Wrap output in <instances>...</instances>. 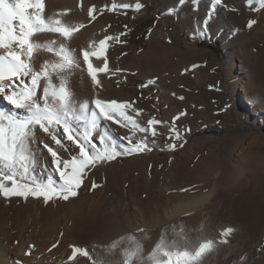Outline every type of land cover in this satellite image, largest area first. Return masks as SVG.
<instances>
[{"label": "rangeland", "instance_id": "374dc122", "mask_svg": "<svg viewBox=\"0 0 264 264\" xmlns=\"http://www.w3.org/2000/svg\"><path fill=\"white\" fill-rule=\"evenodd\" d=\"M90 2L95 8L93 22L104 16L102 24L105 25L95 29L89 50L96 47L99 39L112 37L107 42V86L101 87L98 81L92 80L93 95L78 99L73 97L74 110L79 114L76 107L80 101L91 104L99 98H114L117 103L128 105L124 111L136 124L150 130L134 129L118 114L116 120L120 123L100 117L98 131L106 134L117 145V150L124 154L86 169L76 197H69L68 200L53 197L46 204L43 197H5L0 194V206L11 215L19 214L22 222L34 219L39 225L45 222V212L52 210V219L61 227L60 233L66 238L67 231L75 227H112L120 231L116 238L125 237L123 245L118 248L129 247L135 239L144 252L143 237H154L146 231L161 224L158 227L129 228L134 220L132 216L131 223L120 230L121 225L127 223L125 216L134 214L135 206L150 218L156 210L161 212L165 206L214 189L209 200L202 205L204 211L189 212L193 216L189 220L184 219L181 225L162 224L169 225L168 237L176 236L183 229L190 240L198 233L199 227L193 226L207 215V209L230 210L233 203L247 193L264 190L262 182H258V175H264V9H260L257 0H253L251 5L248 0H220L219 4L216 0H184L183 4L179 0ZM137 3L143 5L139 10L135 8ZM113 4L117 5L115 9ZM121 4L132 7L121 8ZM141 20L150 27L142 45L133 46L121 40L130 35L133 23ZM250 20L256 21L251 28L247 27ZM151 48L157 49V55L160 51L165 55L148 62L143 60L142 55ZM122 50L134 58L133 64L121 57ZM137 58L141 60L137 62ZM74 75L83 80L75 70L69 77L68 86ZM56 80L59 81L55 78V83ZM83 84L81 87L84 89ZM8 113L20 117L24 114L23 110ZM153 119L161 123L149 126L147 122ZM151 129H155V136L151 134ZM39 130H36V139ZM58 136L65 148L56 145L54 150L61 159L70 160L78 154L75 145L60 134ZM94 139L98 141V137L94 136ZM141 141L147 144L143 151H126ZM37 148L43 152L38 163L34 168L30 167L26 176L18 178L30 183L50 182L59 187L63 181L53 157L43 145L39 144ZM32 151L35 153V150ZM93 183L97 187L92 188ZM31 200L35 201L32 206ZM111 206H116V209L112 210ZM40 210L44 212L40 213ZM229 227L234 231L223 237L221 233ZM38 231L35 233L37 236ZM242 231L237 223L221 225L210 236L191 241L196 243L211 239L215 242V250L206 255L203 264H247L249 256L262 262L264 230L252 242L244 239L246 234L239 236ZM52 234L40 232L39 239L32 242V247L31 244L27 247L28 251L35 250L31 256L42 255L43 264L49 263L51 257L47 258V255L53 252V245H61L64 250L60 256L64 258L59 264H92L81 255L69 260L76 246L88 250L93 248L101 255L100 259H107L109 257L103 252V247L109 245L107 253L110 255L111 241L115 238L104 239L100 234L92 239L80 240L84 243L79 244L71 241L74 240L71 234V238L66 240L68 242L61 244L57 236L54 240ZM50 237L52 242L44 240ZM224 239L227 243L221 242ZM155 244L151 245V251ZM144 255H148V250ZM91 256L97 258L96 255Z\"/></svg>", "mask_w": 264, "mask_h": 264}, {"label": "snow or ice", "instance_id": "6c2138e0", "mask_svg": "<svg viewBox=\"0 0 264 264\" xmlns=\"http://www.w3.org/2000/svg\"><path fill=\"white\" fill-rule=\"evenodd\" d=\"M179 2L183 4L184 0ZM257 2L260 9H264V0ZM216 3L219 4L220 0H216ZM252 3L253 0H248V4ZM116 7L117 5H112L113 9ZM119 7L132 6L121 4ZM141 7L143 5L139 3L135 5L136 10ZM94 11L93 6L88 12L92 19H95ZM43 13V0H0V98L6 100L14 109L23 110L24 113L20 117L14 113L0 111V194L5 197L13 195L25 198L29 195L43 197L47 204L53 197L64 200L76 197L77 190L83 184L86 169L124 154L117 150V145L112 143L106 134L98 131L100 117L120 123L121 121L116 120L118 114L123 120L130 122L134 129L143 132L150 129L141 128L136 124L124 111L128 105L116 101L105 103L99 99L95 100V106L99 111H93L90 117L87 115L86 103L81 104L79 114L76 113L68 83L69 77L73 70L79 67V63L64 41L69 40L78 29L64 25L59 19L45 18ZM255 23V20H250L247 27L251 28ZM79 27L82 28L84 25ZM40 33H59L64 39L58 46L55 40L42 43L34 38ZM110 39L112 37H105L99 41L100 53L93 54L97 56L102 54L106 41ZM41 52L53 53L56 59H45L37 66ZM89 55L88 51L83 52L85 62H88ZM106 69V61L103 69H96L92 63H87L88 73L94 82L96 72ZM54 78L59 80V84L54 83ZM38 91L42 94L38 95ZM147 123L151 126L161 122L153 119ZM37 128L60 148L64 149L65 145L58 134L71 141L78 150V154L70 160H63L53 147L43 145L53 157V163L63 181L59 187L50 182L30 183L18 178L26 176L30 167L34 168L37 163V157L30 147L31 142L36 139ZM151 134L153 136L157 134L155 129H151ZM94 136L98 137V141ZM131 144L132 141L129 139V145ZM146 147L147 144L141 141L126 151L140 152ZM95 187L97 185L93 183L92 188ZM233 231L234 229L229 227L224 229L221 235L228 237ZM176 236L178 238L169 241L166 235H161L146 257L142 245L133 239L129 247L122 249L119 264H203L206 255L215 250V242L211 239L193 243L183 229L176 233ZM221 242L227 243V240ZM112 247L117 248L119 245L114 243ZM77 255L87 257L92 264H111L107 259H93L87 250L76 247H73L69 260H75Z\"/></svg>", "mask_w": 264, "mask_h": 264}, {"label": "bare ground", "instance_id": "6f19581e", "mask_svg": "<svg viewBox=\"0 0 264 264\" xmlns=\"http://www.w3.org/2000/svg\"><path fill=\"white\" fill-rule=\"evenodd\" d=\"M100 2L104 4L105 0H100ZM43 4H44L43 15L45 16V18H51L53 20L59 19L64 25L78 29L77 31L73 32L69 40L64 41L67 44L68 48L73 52V55L77 58V61L79 63V67L75 68L73 71L76 70L79 74L82 75L83 78V80L81 81L79 76L74 75V78L72 77L70 79L71 84L68 87L72 92V99L73 97L78 99V98H83L86 95L87 96L93 95V90H92L93 88L91 87L92 78L88 73L87 63L88 62L92 63L93 67L96 69L104 68V62L105 61L107 62V58H108V51H107L108 40L106 41L103 53L100 54L99 56L93 53H100L99 41L104 40L105 37L103 39H99V41L96 39L98 42L94 49L89 50V47L91 44V39L94 36L95 29H97V27L101 25H105L102 24L104 21L103 18L104 16H102V18L99 19L98 22L97 21L95 23L93 22V19L88 15L89 10L92 9V2H90V0H43ZM91 20L93 23L91 22ZM80 25H84V27L81 28L79 27ZM34 38L42 43L47 42L49 40H55L57 41V46L64 39L63 37L60 36L59 33H40L37 34V36ZM84 51H88L90 53L88 62L84 61L83 58ZM156 55H157V49L154 50L151 48L142 55V58L143 60L148 62L149 60H153L155 58L160 59L165 54L163 51H160L158 55L157 56ZM121 57L123 59L126 58V60H129L131 64H133L135 61L133 57H130L128 53L126 51L123 52V50L121 51ZM45 59L53 60L56 59V57L53 55V53L41 52L37 60V66L43 63ZM139 60L141 59L140 58L136 59L137 62ZM143 66L144 65H142L141 67ZM147 68H151V67H147ZM106 75H107V69L96 72V81H98L101 84V87L103 86L105 88L107 86ZM56 82H57L56 84H59V81L56 80ZM54 83H55V78H54ZM81 84H83L84 89L81 87ZM40 94H42V92H38V95ZM245 99L247 100L246 95H245ZM101 101L108 103L114 101V98L113 100H108V99L105 100L104 98V100ZM81 104H85V102L80 101L76 109L79 110V106ZM87 105H88L87 115L89 117L91 116V113L93 111L95 112L99 111L96 108L95 103H91ZM0 111L17 112L20 110L14 109L6 100L0 98ZM37 136H38L37 138L38 140L37 139L33 140L31 142V147L33 150H35L37 163H38V160L40 159L39 158L40 154H43V152L37 150L38 145L48 144L53 148L56 145L51 140V138L48 135H46L42 130H39L37 132ZM68 142L72 144L71 141ZM258 182H260V184L262 182V186L264 189V185H263L264 175L262 176L258 175ZM213 192L214 189H211V191L210 192L208 191V193H204V194L201 193L187 200L183 199V201L172 203L171 205L165 206L161 212H159L158 210L154 211L153 214L150 216V218H147L144 212L135 206L133 209L134 214L132 213L128 214L127 218L125 216V221L127 223H125L124 226L121 224H117V226L121 225L120 230H123L126 224L131 223L132 216H134V220L129 225V228L131 227L137 228L140 226L158 227L161 224L158 228L154 229L153 227V230L148 229L146 231L147 234L153 235L154 237H152L151 239H146L145 237H143L144 248H145L144 253L147 250L148 253H150L151 251L150 247H152L151 245L158 242L161 235H166L169 241L177 238L176 236L173 235L171 237H168L170 230L167 227L169 225L163 226L162 224L168 222L169 224L181 225V223H184L183 221L184 219L189 220L193 216V214L189 212L196 211L198 213H201L202 211H204L202 205H204L209 200ZM3 200L5 201L6 198H3ZM32 203H35V201L34 200L30 201L31 206ZM111 209L115 210L116 206H111ZM39 212L42 213L44 211L40 210ZM52 212H53L52 210L46 211L44 214L45 220L43 219L45 222L43 223V225H39L34 219H31L30 221L28 220L25 221V218L20 216V218H22V220L25 221L22 222L18 218L19 214L15 213L11 215L9 212L8 213L6 212L5 207L0 206V264H17V262H19V264H43V257H41L42 255L39 257L31 256V253L34 252L35 250L32 252L31 250L30 251L27 250L28 245L31 244L30 246L32 247L33 244L32 242L39 239L37 237L40 235V232L53 233L52 237L54 236V240L55 241L57 240L56 239L57 236L58 242H60L61 244L68 242L66 240L71 238V234L74 237V240L72 239L71 241L78 242L79 244L84 243L83 241L80 240H86L87 238L92 239L93 237H97L100 234L104 239L105 238L113 239L115 236H118L120 234L119 233L120 231L112 227L106 228L105 226L102 225H97V226L84 225L82 227H75L67 231L68 235L66 238L64 237V235H61L60 233L61 227L57 224V222L54 219H52L53 218V215L51 214ZM73 212L76 211L73 210ZM206 213L207 215L202 218L201 222L193 226L199 228L196 237L190 238V241L192 239L197 240V239H202L203 237L206 236H210L221 225L231 226L233 223H237L238 228L240 230H243L239 236L246 234V237L244 239L246 241L252 242L255 239V236L260 235V233H262L264 230V190H261L259 193H250V194L247 193L245 196H243V198L240 201L234 202L233 208L230 210H224L222 208L207 209ZM66 226L67 225L65 224V229ZM36 230H39L38 236L35 234ZM135 235H137L138 237L140 236L139 234H135ZM43 236L44 235L40 237L42 238ZM47 236L48 234L45 235V238H47ZM52 237L44 240L45 241L49 240L50 242H52L53 240ZM115 238L113 241H111L112 244L115 243L119 245V247L122 246L124 242L123 239L125 237L119 236L116 239ZM156 238L157 240L155 241ZM106 245L107 244H105L104 247ZM108 246L109 245H107V247L105 248L103 247V252L107 257H109L107 258V260H109L111 264H119L122 250L118 247L117 248L112 247L109 255V253H107V251L110 249L108 248ZM76 248L79 247L76 246ZM84 249L87 250L89 253L93 254L94 256L96 255L95 257L97 258L101 257V255L98 254L93 248H90L89 250L86 248ZM52 251L53 252H51L50 255H47V258L51 257L50 260L48 261L49 262L48 264H59L60 260L64 258V257H60L64 253V250H62L61 245H59L58 247H55ZM13 254H15V256H13ZM261 263L264 264V258L262 259V262L255 261L254 258L251 256L247 258V264H261Z\"/></svg>", "mask_w": 264, "mask_h": 264}, {"label": "trees", "instance_id": "16d2710c", "mask_svg": "<svg viewBox=\"0 0 264 264\" xmlns=\"http://www.w3.org/2000/svg\"><path fill=\"white\" fill-rule=\"evenodd\" d=\"M150 27L147 26L145 21H137L136 23H133V28L130 32V35L127 37H122L121 40L123 39L124 42H128L133 46H141L143 39L146 38L148 32H149Z\"/></svg>", "mask_w": 264, "mask_h": 264}]
</instances>
